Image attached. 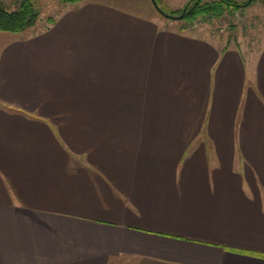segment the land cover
<instances>
[{
  "label": "crops",
  "instance_id": "crops-1",
  "mask_svg": "<svg viewBox=\"0 0 264 264\" xmlns=\"http://www.w3.org/2000/svg\"><path fill=\"white\" fill-rule=\"evenodd\" d=\"M63 4L0 48V264H264V44Z\"/></svg>",
  "mask_w": 264,
  "mask_h": 264
},
{
  "label": "rangeland",
  "instance_id": "rangeland-1",
  "mask_svg": "<svg viewBox=\"0 0 264 264\" xmlns=\"http://www.w3.org/2000/svg\"><path fill=\"white\" fill-rule=\"evenodd\" d=\"M0 1L7 9H14L21 2V0ZM107 1L118 3L140 13L143 11L142 13L147 14L149 18L157 20L161 28L165 30H180L192 35L212 38L216 41L222 38V44L230 47L238 45L240 42L243 47L253 51L264 44V0H250L243 7L225 8L217 15L205 13L184 19L178 18V16L188 0L184 4H177L172 0H154L155 4L151 0ZM235 1L242 3L243 0ZM30 2L39 13L35 25L18 33L0 30V48L12 38L28 39L31 38L32 34L43 32L49 25L48 18L57 16V13L64 7L60 0H30ZM166 14L170 17L165 16Z\"/></svg>",
  "mask_w": 264,
  "mask_h": 264
},
{
  "label": "trees",
  "instance_id": "trees-1",
  "mask_svg": "<svg viewBox=\"0 0 264 264\" xmlns=\"http://www.w3.org/2000/svg\"><path fill=\"white\" fill-rule=\"evenodd\" d=\"M60 1L63 3H76L81 0ZM248 2H250V0H243L242 3L235 0H188L179 14H181L182 10L185 8L181 17L182 19L191 16L194 17L198 14L204 15L205 13L217 15L225 8H231L232 6L243 7L247 5ZM38 17V10L33 6L30 0H21L14 9H7L0 1V30L18 33L28 27L34 26ZM53 20L52 17L48 18L49 23H52Z\"/></svg>",
  "mask_w": 264,
  "mask_h": 264
},
{
  "label": "water",
  "instance_id": "water-1",
  "mask_svg": "<svg viewBox=\"0 0 264 264\" xmlns=\"http://www.w3.org/2000/svg\"><path fill=\"white\" fill-rule=\"evenodd\" d=\"M151 1L153 2V4H155L154 0H151ZM158 11H159V9H158ZM184 11H185V8L182 10V13L178 16V18H181V17H182ZM160 13H161V14H164V13H162V12H160ZM165 16L168 17V15H165Z\"/></svg>",
  "mask_w": 264,
  "mask_h": 264
}]
</instances>
